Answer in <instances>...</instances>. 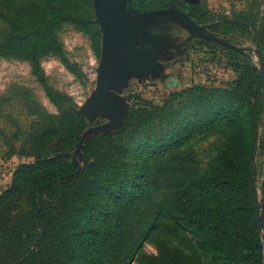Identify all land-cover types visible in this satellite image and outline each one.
Returning <instances> with one entry per match:
<instances>
[{
	"label": "rangeland",
	"instance_id": "1",
	"mask_svg": "<svg viewBox=\"0 0 264 264\" xmlns=\"http://www.w3.org/2000/svg\"><path fill=\"white\" fill-rule=\"evenodd\" d=\"M43 1L6 2L0 41L13 31L8 19L28 21L25 7ZM49 1L79 11L85 26L56 27L61 49L40 57L41 76L14 50L0 57V197L19 166L48 156L72 161L95 180L92 204L67 226V238L41 244L30 205L18 202L4 221L17 218L20 231L16 239L0 234V264H232L238 237L258 231L264 246V0H171L161 9L171 11L148 24L112 29L113 41L97 22L94 0ZM112 1L124 12L108 8L111 23L152 12L144 11L143 0ZM116 45L127 53L126 75L122 85H106L105 97L120 120L101 104L87 107L114 65ZM129 49L141 51L148 64L134 72ZM76 112L87 127L80 126L79 142L69 146L62 122ZM215 116L209 127L198 125ZM233 118L244 130L242 164L255 167L253 181L238 180L239 216L229 215L231 201L209 185L218 152L237 133ZM96 137L103 140L87 158L83 148ZM119 187L125 195L109 207Z\"/></svg>",
	"mask_w": 264,
	"mask_h": 264
},
{
	"label": "trees",
	"instance_id": "2",
	"mask_svg": "<svg viewBox=\"0 0 264 264\" xmlns=\"http://www.w3.org/2000/svg\"><path fill=\"white\" fill-rule=\"evenodd\" d=\"M11 0H0V19L4 4ZM20 1V0H17ZM171 0H143L144 11H156L171 7ZM79 11L73 10L67 3L55 4L49 0L36 4L30 3L23 10L25 19L17 21L8 19L7 24H13L11 33L4 36L0 41V57H6L14 50L18 56L27 59L33 69V73L41 76V66L39 59L45 54H55L60 52L61 46L55 35V29L63 22H71L85 26L84 16H79ZM29 21H31L29 23ZM17 22V26L15 23ZM27 23V24H26ZM12 38L15 39L12 41ZM63 99V97H59ZM219 120L218 116L198 122L203 128L209 127ZM223 121H225L223 119ZM232 122L237 126V133L231 139L229 145L220 150L217 154L219 169L210 178L209 185L216 189L219 195L231 201L226 206L229 215L239 216L244 210V204L237 201L241 191L239 183L240 177H247L254 180L255 167L250 164L246 168L242 164L245 160L241 154L242 143L244 141V130L239 126V122L233 118ZM255 118L250 115V125L255 127ZM80 126L87 127L84 117L80 113L71 114L65 117L62 122V134L64 143L73 146L79 142ZM178 135L177 137H179ZM177 137H172L176 139ZM102 137L93 138L89 145L83 148L85 157H90L97 151ZM167 143V142H166ZM166 143H162L155 149L158 153L164 151ZM89 161V160H88ZM90 162V161H89ZM79 166L72 161L59 158L37 157L33 164L21 165L14 173L12 186L0 197V234L18 237L20 231L17 218L9 217L10 224L5 223L7 214L16 211L17 203L25 200L30 205V216L33 218V227L40 237L41 244L57 238H67L69 235L68 225L75 224V216L88 209L92 204L94 179L87 178L85 170L78 171ZM264 191V184L262 185ZM124 191L119 187L109 197V207L121 201ZM109 209V208H107ZM29 211V212H30ZM19 218V215H17ZM3 218V220H2ZM264 220V206H263ZM237 233H240L237 231ZM81 231H76L75 235L80 238ZM93 231L89 233L90 247H94L96 240L92 237ZM236 241L238 254L232 264H246L252 258V264H263V242L258 231L252 237H238ZM42 254V249L39 250ZM242 259V260H241ZM49 264H53L48 260Z\"/></svg>",
	"mask_w": 264,
	"mask_h": 264
},
{
	"label": "water",
	"instance_id": "3",
	"mask_svg": "<svg viewBox=\"0 0 264 264\" xmlns=\"http://www.w3.org/2000/svg\"><path fill=\"white\" fill-rule=\"evenodd\" d=\"M94 8H95L96 16H97V22L100 24L101 29L104 32V35L107 37H110L112 41L115 38V36L111 32L112 29L133 28L138 25L148 24V22H150L151 19L156 18L158 16L166 15L168 12L171 11V10H167V11L156 10V11L150 12L149 14L145 15V17L141 19L123 21V22H118V23H111L109 21L110 17L108 16V13H109L108 8L110 10L115 11L117 14H122L124 11L120 6L115 4L112 0H94ZM132 31L134 30H131L130 32ZM121 45L119 46L116 45V55H115L114 65L108 73H105L104 75L100 77L96 93L93 95V97H91L87 105L88 109L92 108L94 103L101 104L105 109L111 108L112 111L116 113L119 120L121 119L119 112L111 103L107 102L105 95L106 93H108L106 85H111L115 88L124 83V79L126 75L125 67H127L124 59L126 56L125 54L127 53H125L124 51V46H121ZM127 52L129 53L128 54L129 61H130L129 64H131L130 68L131 69L133 68L134 72L135 70L142 68V66H144L145 64H148L144 61L147 59L145 55L141 53V51L138 53L136 50L129 49ZM138 58H140L139 59L140 63L137 65L134 63V60L135 59L137 60ZM261 76H262V85H263V92H264V66L263 64H262ZM257 213L259 217L258 208H257Z\"/></svg>",
	"mask_w": 264,
	"mask_h": 264
}]
</instances>
